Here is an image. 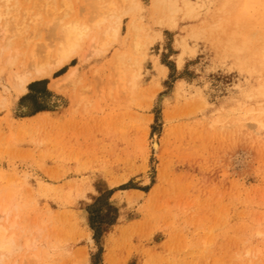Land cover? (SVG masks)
Wrapping results in <instances>:
<instances>
[{
	"label": "rangeland",
	"instance_id": "374dc122",
	"mask_svg": "<svg viewBox=\"0 0 264 264\" xmlns=\"http://www.w3.org/2000/svg\"><path fill=\"white\" fill-rule=\"evenodd\" d=\"M51 1L0 0L1 23L19 14L13 21L27 25L6 41L21 46L39 22L29 42L41 43ZM89 2L71 0L68 18L87 20ZM140 2L142 55L125 14L121 44L98 53L87 41L18 97L9 79L19 63L0 64V197L18 203L48 264H264V95L252 96L264 71L241 70L207 33L191 36L199 19L178 13L170 27L151 0ZM248 14L256 46L264 0H250ZM116 51L137 62L131 91L115 81ZM72 66L76 86L49 88Z\"/></svg>",
	"mask_w": 264,
	"mask_h": 264
},
{
	"label": "bare ground",
	"instance_id": "6f19581e",
	"mask_svg": "<svg viewBox=\"0 0 264 264\" xmlns=\"http://www.w3.org/2000/svg\"><path fill=\"white\" fill-rule=\"evenodd\" d=\"M53 1L49 2V7L46 6L50 8V16L53 18L45 22L42 35L45 34L47 38L42 37L46 40L42 39L43 43H39L38 40V42L36 40V42H29V40H32L31 37L34 40L35 36L39 38L42 33L41 29H38L39 25L36 28L40 17H37V19L36 16L32 15L36 19L35 21L32 17L33 22H38L34 24V27L32 25V34L19 38L20 45L24 44V47H21L22 45L12 46L13 42L9 41L10 37L6 41L9 28L11 29L10 36H13V31L21 33L23 27H27V25L22 27V24H19L21 21H18V23L13 21L15 18V20H19L20 15L16 14V16L19 15L17 18L13 14V20L8 17L13 21V24L10 20L8 21L7 16L9 15H5L7 21L5 19V22H0V64L3 62L8 66H12L19 63V68L21 67V69L13 71L9 79L10 87L17 97L24 94L27 84L31 81L49 77L54 70L61 68L73 57H80L87 41L90 45L91 43L97 44L96 47L94 45L91 47L98 53L107 50L110 45L115 43L121 44V23L122 16L125 14L131 16L128 31L134 37L132 41L133 50L136 53H141V55L145 53L143 32L140 33L143 27H140L139 22L133 17L135 13L143 11L140 0H90L92 2H89L90 6L93 9L87 20L78 17L68 18L70 11H72L71 0ZM1 2L2 7L7 4L3 3V0ZM249 4L250 0H151V9L153 12L160 11L162 18L170 27L175 26L178 13H182L189 20L199 19V28L195 24H191V27H189L191 36H196L198 32L207 33L212 37L215 47L218 49L224 48L241 70L245 69L250 74L258 75L264 71V38H261L260 35L258 37L261 38L260 40L255 38L257 32L251 29L253 22L251 23L250 19L252 17L248 14ZM6 6L4 9L9 8V5ZM13 8H15L14 5ZM19 9L17 8L18 11ZM2 10L0 11V18ZM19 26H21V29ZM101 33L103 34L102 41L99 40ZM253 35H255V40L257 39L255 41L256 46L252 45ZM180 45L182 51L178 56V65L182 64V54H185L184 52L188 49L184 42ZM127 54V51H116L111 59L115 81L118 80L124 92L125 90L131 91L139 77L137 70L131 67L137 65L136 60L133 59L132 61L131 58V62L128 64L127 60L129 61L130 58ZM156 66L162 74L167 71V68L160 63H157ZM78 80L77 67L72 66L60 77L51 79L49 88L58 93L64 91V89L67 90L69 85L76 86ZM257 83L258 86L254 89L255 92H252V96L256 94L264 95V79H258ZM3 94L0 93V101L6 99ZM153 148L154 150L158 148L154 140ZM19 212V205L13 197L9 199L0 197V264H48L47 259L50 256L48 251L38 249V237L34 236V231L21 224ZM248 251L247 249L246 252L248 253ZM63 252H69V249H64ZM109 252L108 249L107 256H109Z\"/></svg>",
	"mask_w": 264,
	"mask_h": 264
}]
</instances>
